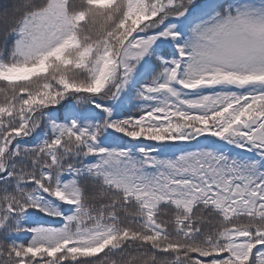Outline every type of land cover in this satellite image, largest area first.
I'll use <instances>...</instances> for the list:
<instances>
[{
	"label": "snow or ice",
	"instance_id": "1",
	"mask_svg": "<svg viewBox=\"0 0 264 264\" xmlns=\"http://www.w3.org/2000/svg\"><path fill=\"white\" fill-rule=\"evenodd\" d=\"M0 264H264V0H0Z\"/></svg>",
	"mask_w": 264,
	"mask_h": 264
}]
</instances>
